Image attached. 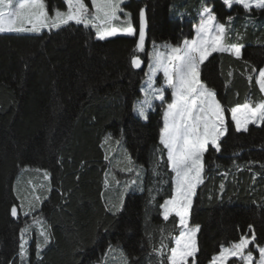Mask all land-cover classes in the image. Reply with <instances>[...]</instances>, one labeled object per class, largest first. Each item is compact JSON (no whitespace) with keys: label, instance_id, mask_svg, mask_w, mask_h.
Listing matches in <instances>:
<instances>
[{"label":"trees","instance_id":"1","mask_svg":"<svg viewBox=\"0 0 264 264\" xmlns=\"http://www.w3.org/2000/svg\"><path fill=\"white\" fill-rule=\"evenodd\" d=\"M200 1L127 0L122 7L136 30L140 9H145L147 46L159 41L178 45L194 36ZM207 1L230 34L242 35L238 42L244 47L239 59L213 53L201 65L202 81L226 110L228 132L220 151L209 146L204 154V182L189 212L190 224L200 226L198 264H208L221 245L238 241L241 234L251 235L249 224L256 244L264 245V123L237 132L229 119L231 107L262 99L255 72L264 65V22L258 26L247 20L252 13L237 5L227 9L221 0ZM45 4L48 12L66 6L63 0ZM179 10L187 18L176 17ZM137 41V31L99 40L91 27L71 22L38 33H0V264H21L20 231L26 226L24 264H123L118 250L127 264H159L153 246H159L162 234L178 235L176 218L164 221L160 208L172 193L166 151L156 168L162 104L147 112V120L132 110L146 62L135 50ZM133 55L141 68H132ZM121 151L131 164L116 162ZM130 167L133 172L125 171ZM25 168L47 172L49 178V189L31 215L34 221L13 192ZM136 171L141 173L136 186L123 193ZM122 193L123 208L113 216L107 208L118 204ZM35 221L49 233L47 244ZM38 242L43 245L39 256Z\"/></svg>","mask_w":264,"mask_h":264},{"label":"snow or ice","instance_id":"2","mask_svg":"<svg viewBox=\"0 0 264 264\" xmlns=\"http://www.w3.org/2000/svg\"><path fill=\"white\" fill-rule=\"evenodd\" d=\"M121 3L122 0H91L92 10L90 11L84 0H65L66 10H55L54 15H50L45 0H0V33H38L45 28L59 29L71 22L95 29L97 39L104 40L106 37L117 34L114 22L121 19L118 15L123 11ZM222 3L228 9L234 5H240L246 12L253 8L264 10V0H222ZM124 15L128 17V20L127 27L123 31L131 36L135 32L131 23V14L124 13ZM199 16V23L193 25L195 35L191 39L185 38L176 46L165 44L163 47L167 49L166 52L159 51V46L154 45V49L157 50L151 54L149 71L146 73V86L141 87L143 99L135 101L132 108L141 119L147 120V112L153 108V101L159 100L163 103L166 90L171 89V102L167 103L163 111V127L159 134V145L162 148H157L160 155L156 168L158 169L163 162L166 151L167 168L172 174V193L160 205V208L164 221H168L170 217L176 218L174 227L178 229L179 234L173 235L172 232H169L167 236L162 234L159 246H153L152 251L159 259V264H165V259L166 264H198L197 234L200 226L190 224L189 212L196 190L204 182V154L209 146L220 151L221 138L228 132L225 121L226 110L217 99L215 90L202 81L201 65L213 53L227 52L239 59L244 47L239 42H229L231 29L228 24L217 20L213 7L204 6ZM227 19L230 23L233 18L229 16ZM139 21V39L135 50L143 51L146 28L144 8L140 9ZM239 39L238 36L237 41ZM141 63L140 58L133 55L132 68H140ZM252 70L256 71L255 68ZM158 72L163 73L164 80L159 87H156L155 77ZM248 79L251 81L252 77L249 76ZM256 83L261 93H264V68L259 69ZM230 112L235 130L247 132L250 124L264 123V100L237 104L231 107ZM127 158L131 164V157ZM125 171L131 173L134 169L130 167ZM154 174H158L155 169ZM44 175L47 179L48 173L45 172ZM140 176L141 173L136 171V178L126 184L123 193L135 187ZM105 184H108L107 179ZM123 193L118 204H111L107 208L113 216L121 212L123 208ZM35 199L37 202L40 201V197ZM34 209L35 206L30 205L29 212H25V215H29ZM17 214L18 209L13 205L11 215L16 217ZM248 228L251 235L241 234L238 241H233L228 246L221 245L219 253L212 257L210 264H228L232 258L242 261V264H264V246L256 244L254 226L249 224ZM29 231L27 226L20 231L18 255L21 264H24L28 257L26 233ZM39 235L43 237V243L47 244L49 241L47 230H40ZM169 239L171 246L167 242ZM253 244H256V250L259 253L258 260H254L253 251L249 249V246ZM42 247L43 245L38 242L37 256ZM114 250L110 245L109 251ZM121 257L123 264H127L123 253ZM12 264L15 262L13 261Z\"/></svg>","mask_w":264,"mask_h":264},{"label":"rangeland","instance_id":"3","mask_svg":"<svg viewBox=\"0 0 264 264\" xmlns=\"http://www.w3.org/2000/svg\"><path fill=\"white\" fill-rule=\"evenodd\" d=\"M63 1L65 2V0H63ZM126 1L127 0H122L121 7H122V4L124 2H126ZM86 5L89 7V9L91 11L92 10L91 0H89V3L88 4L86 3ZM204 6H209V2L207 0H201L200 3H199L198 8L195 9L196 23L194 25L199 23V21H200L199 13L202 11V8ZM237 6H239L243 11H245L242 8V6H240V5H237ZM122 9H123V11L118 13V15L121 17V19L114 22V26L117 28V34L115 36H118V35L130 36V35H127L123 31V29H125L127 27V20H128V17H126L124 15V13H130V12L129 11H125L123 7H122ZM64 10H66V6H65ZM259 11L262 12V13L261 14L258 13ZM54 12H55V10H53L52 12H49V14L50 15H54ZM248 13H252V14H250L251 16H247V18H246L247 20L253 21L255 24H258V26H260L261 23L264 22V20H260V18L264 16V10L253 8L251 11H248ZM174 15L176 17H178V18H184V17L187 18V16H188L187 12L184 11V10L175 11ZM139 22L140 21H138L137 30H136L135 26L132 23V19H131V23L133 25V28L135 29V32H134L133 35H135V33L137 31V38L138 39H139ZM247 25H248V22H246L244 24L243 28L247 27ZM263 28H264V24H263ZM193 31H194V28H193ZM95 33H96V31H95ZM234 33H236V32H234ZM133 35H131V36H133ZM194 35H195V32H194ZM238 36L240 37V39L242 38L241 34L240 35L238 34L236 36L234 34L233 35L230 34V41L229 42L230 43L238 42L237 41V37ZM111 37H114V36L106 37V39L107 38H111ZM165 44H169V43H167L165 41H159V42L150 43L148 46L145 44L144 50L143 51H138L139 53H143L144 54L146 62H145V65H144L143 77L141 79V83H140V87H139L140 94L137 97L136 101L139 100V99H143V95L141 93V87H142V85H145V82L147 80L146 73H148V71H149V64L151 62V54H153L154 51L157 50V49H154V45L159 46V48H158L159 51L166 52L167 49H165L163 47ZM173 46H176V45H173ZM224 53H227V52H224ZM227 54H229V53H227ZM261 68H264V65ZM258 74H259V70L255 72V80L258 77ZM157 79H158V81H157ZM163 80H164L163 73L162 72H158L156 74V77H155V86L159 87L163 83ZM261 94H262V99H260V100H264V93H261ZM171 98H172L171 89H168L165 92V100H164V102L162 103L159 100H155V101H153V106L155 104H162V109L164 111V109L166 108L167 103L171 102ZM260 100H258L256 102H259ZM247 101L255 103V101H252L250 99H248ZM229 119L232 122V120H231V112L230 111H229ZM225 121H226V118H225ZM233 125H234V123H233ZM252 125H256V124H252ZM162 127H163V123H162ZM234 127H235V125H234ZM115 160H116L117 163L130 164L129 161L127 160V157L124 155V153L122 151L120 153L119 152L117 153V156L115 157ZM38 170L39 169H32V168H25V169L21 170L17 174V179L14 181V184H13V192H14L16 198L20 202V207L22 205V209H23V213L24 214H25V212H29L30 205H34L35 208H36L37 205H39L40 201L42 200L41 198L44 196L45 192L49 189V178L45 179V175H44L45 172L41 171V170L38 171ZM36 197H40V201L39 202L36 201V199H35ZM34 210H32L30 212V214H29L30 217L33 214ZM31 219L33 220V216L31 217ZM35 224L37 226V231L39 232L41 230V225H40V223L38 221L37 222L35 221ZM29 234H30V231L28 233H26V239L29 238ZM225 246H228V245H225ZM249 249L253 251L254 260H258L259 259V253L256 250V247L252 245V246H249ZM114 251L115 252H113V259L117 261V259L120 258V257H119V255H116L117 251L116 250H114ZM118 251H119L120 254L122 253L120 250H118ZM210 261L208 262V264H210ZM116 263L119 264V262H116ZM228 264H242V261H239L236 258H232V259L229 260Z\"/></svg>","mask_w":264,"mask_h":264},{"label":"water","instance_id":"4","mask_svg":"<svg viewBox=\"0 0 264 264\" xmlns=\"http://www.w3.org/2000/svg\"><path fill=\"white\" fill-rule=\"evenodd\" d=\"M141 66H142V63H141ZM141 68V67H140ZM139 69V68H138Z\"/></svg>","mask_w":264,"mask_h":264}]
</instances>
